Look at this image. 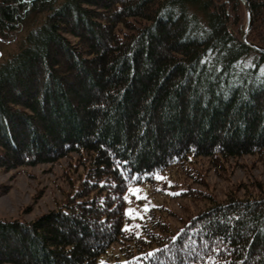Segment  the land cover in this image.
<instances>
[{
    "label": "trees",
    "instance_id": "16d2710c",
    "mask_svg": "<svg viewBox=\"0 0 264 264\" xmlns=\"http://www.w3.org/2000/svg\"><path fill=\"white\" fill-rule=\"evenodd\" d=\"M248 1V40L264 48V0ZM243 9L240 0H0V41L26 26L0 63V168L71 154L87 165L57 210L0 219V264H264V189L208 199L178 228L151 206L125 229V194L157 173L197 158L264 161V56L241 41ZM250 53L255 63L240 66Z\"/></svg>",
    "mask_w": 264,
    "mask_h": 264
},
{
    "label": "rangeland",
    "instance_id": "374dc122",
    "mask_svg": "<svg viewBox=\"0 0 264 264\" xmlns=\"http://www.w3.org/2000/svg\"><path fill=\"white\" fill-rule=\"evenodd\" d=\"M240 17L242 26L244 25L242 33L247 23L246 10ZM25 30V24H19L14 32L11 31L6 39L0 41V63L17 51ZM256 60L250 53L238 64L248 67ZM86 167L77 155L71 154L55 163L14 169L0 168V219L31 222L57 210L69 195L78 189L84 179ZM162 177L166 179L158 180L151 186L131 187L139 188L141 195L147 199H137L135 195L127 192L125 196L127 195L129 200L126 201L125 210L131 208L143 217L145 204H150L152 208L161 207L167 210L162 213L166 221L178 228L181 227L182 221L209 208L211 203L208 199L219 203L231 194H256L258 188L264 189V161L255 156H244L215 166L206 158H197L187 168H172ZM189 190L191 193L181 194ZM131 219V225L127 226L133 227L135 219ZM92 242V237L84 240L85 246ZM118 247L114 245L109 250V253L113 254L111 259L118 254Z\"/></svg>",
    "mask_w": 264,
    "mask_h": 264
},
{
    "label": "water",
    "instance_id": "95a60500",
    "mask_svg": "<svg viewBox=\"0 0 264 264\" xmlns=\"http://www.w3.org/2000/svg\"><path fill=\"white\" fill-rule=\"evenodd\" d=\"M240 1L243 3V5L245 7L246 16H247V23H246L245 28L243 29V31L241 33V41L244 45H246L252 51L264 56V48H262L258 45H255L248 40V34H249V32L252 28V24H253V15L251 12L250 3L248 0H240Z\"/></svg>",
    "mask_w": 264,
    "mask_h": 264
},
{
    "label": "snow or ice",
    "instance_id": "6c2138e0",
    "mask_svg": "<svg viewBox=\"0 0 264 264\" xmlns=\"http://www.w3.org/2000/svg\"><path fill=\"white\" fill-rule=\"evenodd\" d=\"M148 175H152V174H148V173H146V174H145V178H147ZM154 178H155L156 180H164V179H166V178L162 177L161 175H159L158 173L154 175ZM168 183L170 184L171 182L169 181ZM128 191H129V193H131L132 195H135L137 199H147L146 196L141 195V190H140L139 188H135V189H133V188L130 187V188L128 189ZM171 194H173V195H177L178 193H171ZM124 200L128 201V200H129V197H128L127 195L124 196ZM149 207H150V204H145V205H144V211H145V212L148 211ZM125 214L128 215L130 218H133V219H135L137 216L140 215L138 212H135V211H134L133 209H131V208L127 209ZM140 218H143V217L141 216ZM127 227H128V226L126 225V226H125V229H127ZM100 264H104V262L101 261Z\"/></svg>",
    "mask_w": 264,
    "mask_h": 264
}]
</instances>
